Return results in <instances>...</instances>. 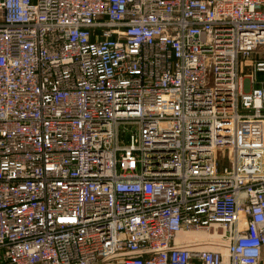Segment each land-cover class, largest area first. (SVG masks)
Here are the masks:
<instances>
[{
    "label": "built area",
    "instance_id": "2783aa9c",
    "mask_svg": "<svg viewBox=\"0 0 264 264\" xmlns=\"http://www.w3.org/2000/svg\"><path fill=\"white\" fill-rule=\"evenodd\" d=\"M263 247L264 0H0V264Z\"/></svg>",
    "mask_w": 264,
    "mask_h": 264
},
{
    "label": "bare ground",
    "instance_id": "6f19581e",
    "mask_svg": "<svg viewBox=\"0 0 264 264\" xmlns=\"http://www.w3.org/2000/svg\"><path fill=\"white\" fill-rule=\"evenodd\" d=\"M188 235V236H198L200 238H204L206 236V233L204 232H197V231H190V232H186V233H183V234H180L181 236H178L180 239L183 237V235Z\"/></svg>",
    "mask_w": 264,
    "mask_h": 264
},
{
    "label": "crops",
    "instance_id": "0c3cea01",
    "mask_svg": "<svg viewBox=\"0 0 264 264\" xmlns=\"http://www.w3.org/2000/svg\"><path fill=\"white\" fill-rule=\"evenodd\" d=\"M259 264H264V247L262 248V254Z\"/></svg>",
    "mask_w": 264,
    "mask_h": 264
}]
</instances>
